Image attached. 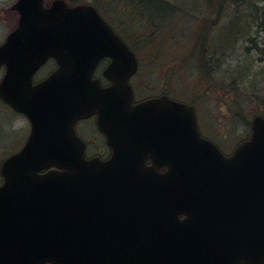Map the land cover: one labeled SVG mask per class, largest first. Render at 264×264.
Here are the masks:
<instances>
[{"label": "water", "instance_id": "water-1", "mask_svg": "<svg viewBox=\"0 0 264 264\" xmlns=\"http://www.w3.org/2000/svg\"><path fill=\"white\" fill-rule=\"evenodd\" d=\"M13 10L0 99L31 130L0 169V264H264V118L224 156L192 108L131 105L135 57L93 7L17 0ZM48 58L58 69L32 85ZM103 58L104 88L92 79ZM92 114L106 161L86 160L73 131Z\"/></svg>", "mask_w": 264, "mask_h": 264}, {"label": "rangeland", "instance_id": "rangeland-1", "mask_svg": "<svg viewBox=\"0 0 264 264\" xmlns=\"http://www.w3.org/2000/svg\"><path fill=\"white\" fill-rule=\"evenodd\" d=\"M16 1L0 0V45L17 26L18 15L13 10ZM52 1L54 0H46V4H51ZM63 1L66 3V0ZM76 1L78 3L76 5L79 3L92 5L91 0ZM122 1L126 0H109L102 12L107 15L110 21H113L121 40L127 48L135 52L139 60V74L130 83V86L135 89L136 96L145 98L158 95L162 91L174 98L193 102L201 133L215 140L227 153L236 144L248 138L251 122L256 117L254 113L257 111L253 107L249 112L252 107L247 108L246 102L252 103L253 106L258 103V108L264 109V54H260V52L264 53V26L262 30L260 26H258L260 29L255 28L257 31L255 39L259 43L261 51L249 49L250 44L245 42L246 40L236 46V50L214 51L210 47L211 43L216 45L220 35H223V28L227 27L225 24L226 20L228 21L227 15L230 16L227 11L228 4L227 6L225 4L224 10L222 9L219 14H215V12L204 11L206 10L204 0H164L171 7L167 10L159 9L160 19L155 16L156 13H152L151 20L154 26L149 29V33L152 34L147 39L145 38L147 28L144 23L138 21L140 12L133 15L128 13L131 10L130 6L124 5ZM247 1L251 4L255 3L251 6H255L257 9L264 8V0ZM211 6L214 10L217 7L213 4ZM228 10L230 11V8ZM245 10L248 15L254 11L247 7ZM144 12L146 11L144 10ZM144 15L145 13H141V16ZM132 16L135 17L129 21L128 17ZM206 18L212 22L211 31L208 30L210 27L205 28V24L200 20H206ZM208 20H206V24ZM259 24L260 22H257V25ZM200 25H204V27L199 28ZM206 33L209 34L210 39L205 42L207 47L204 48V40L201 45L199 42L202 39L201 36ZM199 34L201 35L199 36ZM245 37V39L249 38L248 35ZM142 38L144 39L142 40ZM163 39L167 41V44L163 42ZM160 42H163V48L159 47L162 59L156 52L158 49L156 46H159ZM177 47L179 50L175 51ZM201 56H204L206 60L214 61L215 66H207L205 61V67H202L201 60L199 61ZM245 66L250 68L246 79L242 73L235 72L236 68L244 69ZM204 69L209 72L210 77L203 74L202 70ZM96 73L97 76H102L100 70H96ZM236 78L240 85L234 95L236 98L233 97L234 102L229 98L230 95L232 98L231 92L225 94L224 91L226 89L232 91L229 85ZM181 81L182 83H179ZM249 96L254 97L252 101L248 99ZM0 104L1 164L25 142L29 124L23 116L14 114L10 108L5 107L1 103V99ZM79 127H82L79 132L82 138L93 139L100 147L103 145L95 135L91 121L84 122ZM1 181L0 176V183Z\"/></svg>", "mask_w": 264, "mask_h": 264}, {"label": "trees", "instance_id": "trees-1", "mask_svg": "<svg viewBox=\"0 0 264 264\" xmlns=\"http://www.w3.org/2000/svg\"><path fill=\"white\" fill-rule=\"evenodd\" d=\"M66 2L70 6H74V5L78 4L76 0H66ZM108 2H109V0H91L92 6H94L100 12V14H102L104 16V18L108 21V23L115 29L116 26L114 27L113 21H110L109 18L107 17V15H105V13L102 12V9L105 8V5H108ZM122 2L124 3V5L130 6L129 9H131V10L128 13H132V15H133L134 13L138 14V12H140V14H138L139 15L138 21L140 23H144L145 27L147 28V32H145V34H146L145 38H147V39H149V37H151V34H152V33H149L150 32L149 29L154 26V23L151 20L152 13H154V14L156 13L155 16L159 17L160 16V10L159 9L165 8L167 10V9H169V7H171V5H169L164 0H126V1H122ZM247 2H248L247 0H238V1L237 0H215V2H213V0H204V3L206 4V10H204L205 12H210V13L215 12V14H219L222 11V9L224 8L225 4H226V6L228 4L227 11L230 14V16L227 15L228 21L226 20V23H225L227 25V27L223 28V35L222 34L220 35V38L217 41L216 45H214V43H211L212 46H210V47L214 51L226 52V51L236 50L237 48H235V47L240 45V43L244 42L245 40H246L245 42L250 44L249 49H252V50L256 49L257 51H261L260 45L257 42V40L255 39V37L257 36V31L255 30V28L260 29V27H261V30H262V28L264 26V8H258L257 9L255 6H251V5H255V3L251 4V3H249V2L247 3ZM79 4H81V3H79ZM211 4L217 6L215 8V10L212 8ZM246 7L251 8V10H254V11H252L250 13V15H248V14H246L247 13V11L245 10ZM229 8H230V11L228 10ZM143 9L148 13L144 12ZM141 13H145V15L141 16ZM134 17L133 16L128 17L129 21ZM143 19H145V20H143ZM200 20L203 21V23L205 24V28L211 26L212 22L209 21L210 19L208 20L206 18V20H208L207 24H206V20H204V19H200ZM257 22H260V24L257 25ZM261 23L263 24L262 26H261ZM258 26H260V27H258ZM198 27L203 28L204 25H200ZM212 28H213V26L210 27L208 30L211 31ZM143 31H144V28H143ZM254 31H255V33H254ZM200 35L201 34H199V36ZM205 35H206V37H205ZM205 35L201 36L202 39L199 42V44L201 45L202 40H204V43H203L204 48L207 47L205 42H207L210 39L209 34L206 33ZM246 35L249 36L248 39H245ZM143 39L144 38H142V40ZM163 42L167 44V41H165L164 39H163ZM163 42H160V45L156 46V47L158 49H159V47H162ZM141 46H143V45H141ZM158 49L156 50V52H157L158 56H160V59H162L161 55H160L161 49H159V50ZM246 49H248V48H246ZM178 50L179 49L177 47L175 51H178ZM260 54H264V53L260 52ZM199 61H200V64H202V67H205V61L208 64L207 66H215L214 61L206 60V58L204 56H201L199 58ZM206 68H208V67H206ZM249 70H250V68H247L245 66L244 69L236 68L235 72H239L240 74L242 73L244 79H246L248 74H249ZM202 72L204 75H207L208 77H210L209 72L206 71L205 69L202 70ZM179 83H182V81ZM239 85H240V83L237 82V78H236L229 85L230 89L232 91L227 90V89L224 91L225 94H227L228 92H231L232 98H231V95L229 97L231 101L235 102L234 98H236V96L234 97V95H236ZM167 95L171 96L170 94H167ZM253 98L254 97H252V96L248 97V99H250V101H252ZM183 101H185V100H183ZM191 103H193V102H191ZM246 103L248 104L247 108L252 107L249 110V112L253 109V107H255L257 112H255V113L253 112L254 115H259V116L264 117V109L258 108V103L254 106L252 105V103H249V102H246ZM260 103H263V102H260Z\"/></svg>", "mask_w": 264, "mask_h": 264}, {"label": "flooded vegetation", "instance_id": "flooded-vegetation-1", "mask_svg": "<svg viewBox=\"0 0 264 264\" xmlns=\"http://www.w3.org/2000/svg\"><path fill=\"white\" fill-rule=\"evenodd\" d=\"M109 63V60H102L100 62V64L98 65L97 71L100 70L101 72L107 67ZM57 69V64L53 59H48L45 61V63L35 72V74L33 75V80L32 83H38L44 79H46L48 76H50L54 71H56ZM6 71V68L3 66L0 69V79L3 77L4 73ZM97 74V73H96ZM136 78V75L134 77H132V79L130 80V82H132L134 79ZM105 84V82H103ZM133 90V104L142 101L146 98H150V97H157L160 95H167V94H163L162 91H160V94L158 95H153L150 97H145V98H139L136 96L135 93V89L132 87ZM172 98V97H171ZM176 99L182 103H185L189 106H192L195 110V114H196V107L193 103H191L189 100L188 101H183L181 99H177V98H173ZM2 103V102H1ZM5 107L9 108L7 105H5L4 103H2ZM1 105V104H0ZM11 110V109H10ZM87 121H91L93 124V130L95 132V135L102 141L103 145L100 147L98 146L93 139H89V140H85L84 138H82V136L80 135V130L82 129V127H79L82 125V123L87 122ZM75 132L76 135L81 139V141L84 143V154L87 160L92 159V158H96L99 157L102 160H106L109 156H110V150L106 145L105 139L104 137L97 131L96 127H95V117H91L89 119L86 120H81L79 122L76 123L75 125ZM206 138V137H205ZM208 140L212 141L214 144H216V146H218V148L220 150H222L220 148V146L216 143V141L210 139L207 137ZM20 148V147H19ZM19 148L16 150L18 151ZM235 147L230 151V152H223L225 155H230L233 151H234ZM15 151V152H16ZM223 151V150H222Z\"/></svg>", "mask_w": 264, "mask_h": 264}, {"label": "bare ground", "instance_id": "bare-ground-1", "mask_svg": "<svg viewBox=\"0 0 264 264\" xmlns=\"http://www.w3.org/2000/svg\"><path fill=\"white\" fill-rule=\"evenodd\" d=\"M159 18V17H158ZM160 19V18H159ZM210 59V58H209Z\"/></svg>", "mask_w": 264, "mask_h": 264}]
</instances>
